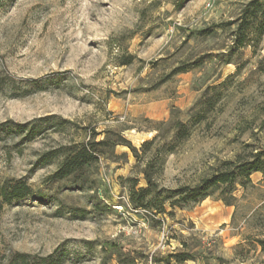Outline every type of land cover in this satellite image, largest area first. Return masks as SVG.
I'll return each mask as SVG.
<instances>
[{
  "label": "rangeland",
  "instance_id": "1",
  "mask_svg": "<svg viewBox=\"0 0 264 264\" xmlns=\"http://www.w3.org/2000/svg\"><path fill=\"white\" fill-rule=\"evenodd\" d=\"M252 1L0 0V264H264V175L227 188L233 206L218 191L154 217L128 203L145 160L119 144L142 155L163 135V190L264 149V31L235 45ZM101 141L97 163L53 178L68 148Z\"/></svg>",
  "mask_w": 264,
  "mask_h": 264
},
{
  "label": "trees",
  "instance_id": "2",
  "mask_svg": "<svg viewBox=\"0 0 264 264\" xmlns=\"http://www.w3.org/2000/svg\"><path fill=\"white\" fill-rule=\"evenodd\" d=\"M263 31L264 0H254L246 6L240 17V22L235 32V45L237 47L243 46L249 32L258 37ZM127 64H129V62L123 63L122 65ZM161 125L164 126V124ZM167 126L168 129L173 132V141L185 140L189 136L187 126L174 118H171ZM162 138L163 135H158L152 140L144 142L140 147L142 155L139 154V151L129 142L121 141V143H119L130 151L138 163L143 158L145 160L142 174L146 186L136 189L135 185H133L129 189L128 203L134 211H145L155 217L159 214L164 215L165 206H169L171 211L167 214L172 216V210L174 208L194 206L213 196L218 191L219 199L222 200L226 206H233L235 198L231 193L228 196H224L223 192L226 191L227 188L231 189V187L235 185H239L244 190L247 186L251 185L250 176L252 174L261 173L264 175V149H259L251 152L248 160H243L240 156H237L234 161L223 162L214 173L193 187L184 186L176 190L160 189L156 175L159 173L162 159L160 157V152L152 148L158 145L157 143H160ZM108 144V141H101L98 143L89 142L86 144L73 145L68 148L53 178L60 181L73 178L78 173H82L86 168L98 162L99 158L96 148L108 146ZM116 144L117 143H114L112 146ZM169 146L172 145L169 144L165 146L167 152L172 149ZM143 155H145V157ZM29 192L30 190L25 184L13 187L11 190L14 199H20L29 194ZM172 259L175 260L176 263H181L187 260V255L181 253L169 255L165 263L170 264V260Z\"/></svg>",
  "mask_w": 264,
  "mask_h": 264
}]
</instances>
